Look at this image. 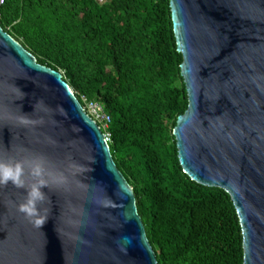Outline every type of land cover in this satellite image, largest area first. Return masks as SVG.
<instances>
[{
  "label": "water",
  "instance_id": "95a60500",
  "mask_svg": "<svg viewBox=\"0 0 264 264\" xmlns=\"http://www.w3.org/2000/svg\"><path fill=\"white\" fill-rule=\"evenodd\" d=\"M170 7L189 100L173 131L180 163L193 180L231 195L244 264H264V0ZM23 113L32 122L20 123ZM36 156L69 182L50 179L43 189L42 228L18 211L25 190L0 186V264H159L102 127L63 73L0 23V159Z\"/></svg>",
  "mask_w": 264,
  "mask_h": 264
},
{
  "label": "trees",
  "instance_id": "16d2710c",
  "mask_svg": "<svg viewBox=\"0 0 264 264\" xmlns=\"http://www.w3.org/2000/svg\"><path fill=\"white\" fill-rule=\"evenodd\" d=\"M2 27L111 116V152L159 264H244L231 195L193 180L174 128L189 100L170 0H5Z\"/></svg>",
  "mask_w": 264,
  "mask_h": 264
},
{
  "label": "clouds",
  "instance_id": "9594fccd",
  "mask_svg": "<svg viewBox=\"0 0 264 264\" xmlns=\"http://www.w3.org/2000/svg\"><path fill=\"white\" fill-rule=\"evenodd\" d=\"M22 124L32 122L27 113L18 117ZM50 161L44 156H36L30 160H3L0 159V186L7 187L12 184L15 188L24 189L26 197L18 206V211L25 215L37 228L46 223L48 209L41 205L50 198L43 189L51 187L50 179L58 185L69 182V177L60 170L53 174L49 169ZM30 175L33 181L27 184L25 177Z\"/></svg>",
  "mask_w": 264,
  "mask_h": 264
},
{
  "label": "built area",
  "instance_id": "2783aa9c",
  "mask_svg": "<svg viewBox=\"0 0 264 264\" xmlns=\"http://www.w3.org/2000/svg\"><path fill=\"white\" fill-rule=\"evenodd\" d=\"M4 3L5 0H0V5ZM85 109L100 124L102 129L107 130L109 128L111 116L104 110L103 106L100 103L88 101L86 102ZM104 134L106 141L110 144L112 141L111 133L108 131H104Z\"/></svg>",
  "mask_w": 264,
  "mask_h": 264
}]
</instances>
